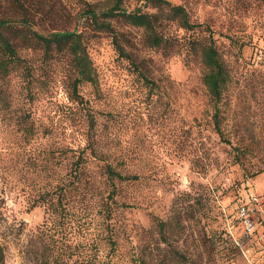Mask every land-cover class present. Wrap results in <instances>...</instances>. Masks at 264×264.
Instances as JSON below:
<instances>
[{
    "label": "rangeland",
    "instance_id": "374dc122",
    "mask_svg": "<svg viewBox=\"0 0 264 264\" xmlns=\"http://www.w3.org/2000/svg\"><path fill=\"white\" fill-rule=\"evenodd\" d=\"M19 1L30 28L20 25L15 0H0V20L14 27L3 35L23 60L8 73L0 69L4 264H33L25 245L45 216L33 201L86 145L85 108L94 115L103 159L89 162L81 188L67 195L74 208L91 210L96 201L113 209L106 223L114 248L100 243V264H247L232 242L240 236L238 207L254 194L264 209V0H166L201 25L191 32L143 0H122L128 11L159 14L164 35L177 38L173 49L151 48L143 30L115 22L116 43L127 55L118 53L113 33L94 31L83 17L88 4L103 10L110 0ZM33 30L81 34L97 78L96 86H78L83 107L72 91L70 57L44 58L21 38ZM210 38L228 74L217 106L202 82L200 49ZM5 57L0 50V60ZM140 73L155 87L145 86ZM217 111L221 136L214 130ZM106 163L137 179H108ZM247 246L250 262L260 264L264 249L254 239Z\"/></svg>",
    "mask_w": 264,
    "mask_h": 264
},
{
    "label": "trees",
    "instance_id": "16d2710c",
    "mask_svg": "<svg viewBox=\"0 0 264 264\" xmlns=\"http://www.w3.org/2000/svg\"><path fill=\"white\" fill-rule=\"evenodd\" d=\"M15 1L24 17L20 25L29 27V23L25 19L26 8L19 0ZM110 1L111 5L103 10H97L95 5L88 4L83 12V17L90 22L94 31L113 33L119 54L122 55L125 52L116 43V34L112 26L115 22L143 30L145 43L151 48L173 49L171 42L177 38L169 39L164 35L165 24L160 20L159 14L144 13L140 8L128 11L122 7V0ZM143 2L144 7L149 5L159 12L165 11L166 20L176 22L181 29L187 32L195 31L201 27L200 24L189 21L188 14L181 6L172 5L166 0H143ZM13 28L11 22L0 20V50L6 56L0 60V69L6 73H8L10 65L11 69H14L23 62L9 38L3 35V32L9 33ZM25 32L28 33V30ZM30 34L31 36H27L26 33H22L21 38L23 41L39 47L43 51L44 58H49L54 54L70 57L75 73L72 91L75 101L83 107L84 100L77 94L78 86L83 83L96 86L97 78L81 34L77 31H55L43 34L34 30ZM125 55L127 54L125 53ZM200 55L206 68L202 82L210 99L217 106L228 82V74L211 38L200 49ZM24 71L27 78L30 79L32 74L27 65H25ZM140 76L145 86L155 87V82L149 80L142 73ZM85 109L88 129L91 130L86 139V145L70 156L68 172L63 175L56 172L55 184L48 189L42 188L41 190L40 188L38 196L33 201V205L43 207L45 215L43 222L35 230L29 232L25 245L24 255L33 264H100L97 258L100 243L106 240L108 245L114 248L113 229L110 223H106L112 217V207L95 201L91 210L74 208L67 195L71 194L72 197L81 188L87 164L92 160L101 161L103 159L99 153L97 136L94 134V115L88 108ZM218 114L217 111L213 115V123L215 133L221 136L222 130ZM104 174L108 179H116L120 182L137 179L136 176L123 175L115 171L109 163L104 165ZM101 213H103L104 220L99 222L95 216L97 214L100 216ZM160 227L162 229L164 225L161 224ZM232 247L237 249L233 242ZM4 259V249L0 241V264H4Z\"/></svg>",
    "mask_w": 264,
    "mask_h": 264
},
{
    "label": "built area",
    "instance_id": "2783aa9c",
    "mask_svg": "<svg viewBox=\"0 0 264 264\" xmlns=\"http://www.w3.org/2000/svg\"><path fill=\"white\" fill-rule=\"evenodd\" d=\"M264 209L260 208L258 198L251 194L245 203H242L237 209V222L240 228V236L238 239L234 238L233 243L240 251L241 256L245 259L247 264L250 262V248L247 244L254 239L261 248L264 249ZM262 223V230L258 226ZM264 257V252L261 253ZM264 264V258L261 263Z\"/></svg>",
    "mask_w": 264,
    "mask_h": 264
}]
</instances>
